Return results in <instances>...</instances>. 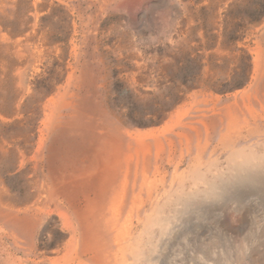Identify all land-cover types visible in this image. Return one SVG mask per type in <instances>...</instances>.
Here are the masks:
<instances>
[{
	"label": "rangeland",
	"instance_id": "1",
	"mask_svg": "<svg viewBox=\"0 0 264 264\" xmlns=\"http://www.w3.org/2000/svg\"><path fill=\"white\" fill-rule=\"evenodd\" d=\"M74 230L69 264H264V0H0V264Z\"/></svg>",
	"mask_w": 264,
	"mask_h": 264
},
{
	"label": "bare ground",
	"instance_id": "2",
	"mask_svg": "<svg viewBox=\"0 0 264 264\" xmlns=\"http://www.w3.org/2000/svg\"><path fill=\"white\" fill-rule=\"evenodd\" d=\"M230 152V151H229ZM242 151H236V152H233L232 153V156H234L235 158H240L241 159V162H240V167H239V170L243 173L245 172H248V176L247 177L249 179L250 182H253V183H257V182H261L262 180L261 177L262 175L258 172V170H263L261 167L259 166H254V162H256V158L250 154V155H245V156H242L241 154ZM199 168V167H198ZM197 169V168H196ZM109 177V176H108ZM38 178V177H37ZM111 178V177H109ZM142 182V181H141ZM140 184V183H139ZM125 185H121V191L117 192L114 197L110 200V204L111 206L108 208V212H107V216H109L111 219H112V224L114 227H116L118 225V218L120 216V210L118 208V205L122 204L123 202V198H124V193H125ZM139 190V189H138ZM104 192V191H100L98 193H95L94 195V198L95 199H91L89 200V203L88 202H84L86 204V209L88 207V209L90 210L89 213H82L81 215H79L78 213V217H82L84 219V216L86 214H91L92 216H95L96 212L98 209H100V205L98 204V201H97V198L100 197L101 193ZM54 194L51 196V198H48L49 200H54L56 202V205L57 202L56 200V196L54 195H57V191L55 190L53 192ZM77 193V192H76ZM138 193V192H137ZM55 197V198H54ZM136 198V197H135ZM45 199V198H44ZM133 201V200H131ZM163 203V202H162ZM117 205V206H116ZM252 205V204H251ZM134 208V207H133ZM131 209V208H130ZM175 209V208H174ZM133 210V209H132ZM190 215V214H188ZM127 225L125 224L124 225V228L127 227V230H121V231H118V229L115 230V237H114V242H116L117 246H121L122 243H124L125 241L129 240L130 238V235H129V228L131 225H128L130 224V221L132 219V211H130L128 214H127ZM68 221H70L71 219L70 218H67ZM71 223H74L73 221H70ZM69 222V223H70ZM122 223V221L120 222ZM136 223V222H135ZM123 225V224H122ZM157 225H165L167 228H169V219H165L164 218V215L162 213V211L160 210L159 207H157L153 213L151 215H149L146 219V222H145V225H144V230H147V229H151ZM176 226V225H175ZM118 228V227H117ZM123 228V227H122ZM132 228V226H131ZM134 230V229H133ZM117 231V232H116ZM171 231V230H170ZM92 232V229H90L89 231H86V235L88 236L89 233ZM113 232V231H112ZM83 233V232H82ZM173 233V232H172ZM171 233V234H172ZM83 241L84 243L87 242V237L85 235V233H83ZM114 235V234H113ZM73 237V240L70 244L66 245L65 247V252L62 256V258L59 260V263L62 264L63 262L66 261V264H69L67 261H72L73 259V254L76 255V257L78 258V252H77V247H76V237H77V234H76V231L74 230V236ZM168 239V238H167ZM168 241V240H167ZM197 243V242H196ZM195 243V244H196ZM113 244V243H112ZM198 244V243H197ZM163 245V244H162ZM114 246V245H113ZM198 246V245H197ZM81 247V246H80ZM89 247V246H88ZM165 247V246H164ZM163 247V248H164ZM191 247V246H190ZM93 248V247H92ZM127 249V250H126ZM165 249V248H164ZM163 249V250H164ZM187 249V248H186ZM28 250V249H27ZM82 250V249H81ZM122 251H128L131 253V258H132V262L131 264H144V263H147V261L151 262L152 263V259H153V255L152 257L149 256H146L144 251H142L140 249V241H139V238L138 240L134 241V243H132L128 248H124ZM153 252V251H152ZM81 253L84 255V251ZM118 254V253H117ZM27 255V254H26ZM199 255V254H198ZM179 256V255H178ZM183 256V255H182ZM130 258V259H131ZM152 258V259H151ZM195 258V257H194ZM199 258V257H198ZM155 259V258H154ZM76 260L74 259L71 263H74ZM155 261V260H154ZM200 261V260H198ZM128 262V259H124V264H127ZM156 262V261H155ZM154 263V262H153ZM158 263V262H157Z\"/></svg>",
	"mask_w": 264,
	"mask_h": 264
},
{
	"label": "crops",
	"instance_id": "3",
	"mask_svg": "<svg viewBox=\"0 0 264 264\" xmlns=\"http://www.w3.org/2000/svg\"><path fill=\"white\" fill-rule=\"evenodd\" d=\"M103 194H104V192H102L100 196H102Z\"/></svg>",
	"mask_w": 264,
	"mask_h": 264
}]
</instances>
